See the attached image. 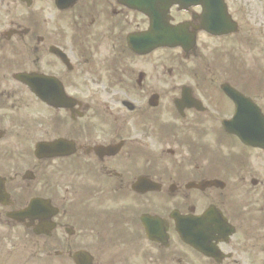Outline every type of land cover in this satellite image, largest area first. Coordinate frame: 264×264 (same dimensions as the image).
I'll use <instances>...</instances> for the list:
<instances>
[{
  "label": "flooded vegetation",
  "instance_id": "1",
  "mask_svg": "<svg viewBox=\"0 0 264 264\" xmlns=\"http://www.w3.org/2000/svg\"><path fill=\"white\" fill-rule=\"evenodd\" d=\"M59 1L0 0V264H264V151L176 106L169 52L125 53L148 15Z\"/></svg>",
  "mask_w": 264,
  "mask_h": 264
},
{
  "label": "rangeland",
  "instance_id": "2",
  "mask_svg": "<svg viewBox=\"0 0 264 264\" xmlns=\"http://www.w3.org/2000/svg\"><path fill=\"white\" fill-rule=\"evenodd\" d=\"M229 4L231 6V9L233 13L236 15L237 18L240 19L242 24L247 23L251 26L252 32L254 35L259 39L261 42L259 46V49L257 51H252L250 54L254 55L256 53H264V35H261V30L264 31V0H250L247 3V0H228ZM246 4V5H245ZM246 7V8H245ZM244 9H247V13L249 14L247 16V19H244ZM213 44H219V46H224L227 44V42H223L221 40L215 41ZM212 43H210L209 48H206L204 50L205 53L208 55V59L211 61V67L214 70H218L219 67L217 65V61L213 58L212 52L210 51V48L213 46ZM228 61V60H227ZM235 64V63H234ZM231 64V65H234ZM220 70V69H219ZM229 73L230 71L227 70ZM238 75V74H236ZM244 85L246 83V80L243 81ZM250 85V83H248ZM31 264V263H29Z\"/></svg>",
  "mask_w": 264,
  "mask_h": 264
},
{
  "label": "water",
  "instance_id": "3",
  "mask_svg": "<svg viewBox=\"0 0 264 264\" xmlns=\"http://www.w3.org/2000/svg\"><path fill=\"white\" fill-rule=\"evenodd\" d=\"M220 12H221V15H223V13H222V11L220 10Z\"/></svg>",
  "mask_w": 264,
  "mask_h": 264
}]
</instances>
